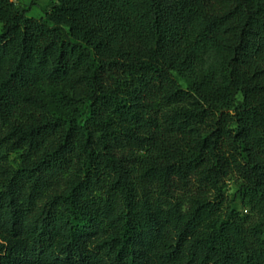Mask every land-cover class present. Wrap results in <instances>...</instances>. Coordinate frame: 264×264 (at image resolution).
<instances>
[{
  "label": "trees",
  "instance_id": "obj_1",
  "mask_svg": "<svg viewBox=\"0 0 264 264\" xmlns=\"http://www.w3.org/2000/svg\"><path fill=\"white\" fill-rule=\"evenodd\" d=\"M38 2L0 0V264H264V0Z\"/></svg>",
  "mask_w": 264,
  "mask_h": 264
},
{
  "label": "rangeland",
  "instance_id": "obj_2",
  "mask_svg": "<svg viewBox=\"0 0 264 264\" xmlns=\"http://www.w3.org/2000/svg\"><path fill=\"white\" fill-rule=\"evenodd\" d=\"M11 2L20 9H26L30 6L31 0H11ZM54 4V0H39L37 5L32 8L31 12L28 14L29 18L35 20H45L46 14L50 11ZM1 30V25H0ZM1 131V128H0ZM10 163L13 166H17L19 163V154L14 153L9 156ZM235 191V186L233 184L229 185L228 196L230 197Z\"/></svg>",
  "mask_w": 264,
  "mask_h": 264
}]
</instances>
